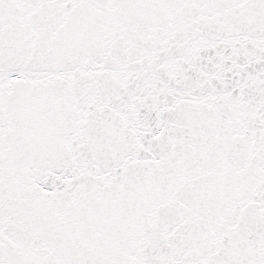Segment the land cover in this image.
Segmentation results:
<instances>
[{
	"label": "water",
	"instance_id": "obj_1",
	"mask_svg": "<svg viewBox=\"0 0 264 264\" xmlns=\"http://www.w3.org/2000/svg\"><path fill=\"white\" fill-rule=\"evenodd\" d=\"M0 264H264V0H0Z\"/></svg>",
	"mask_w": 264,
	"mask_h": 264
}]
</instances>
